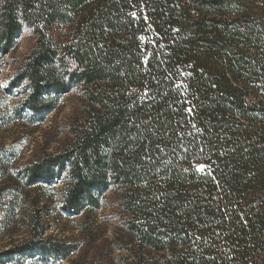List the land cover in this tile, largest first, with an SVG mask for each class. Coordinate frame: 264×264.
Wrapping results in <instances>:
<instances>
[{
    "label": "trees",
    "instance_id": "obj_1",
    "mask_svg": "<svg viewBox=\"0 0 264 264\" xmlns=\"http://www.w3.org/2000/svg\"><path fill=\"white\" fill-rule=\"evenodd\" d=\"M25 30L33 48L6 62ZM9 65L17 119L82 101L70 142L19 173L25 187L61 185L70 215L115 192L125 264H264V0H0V77ZM39 202L0 263L80 250L44 237Z\"/></svg>",
    "mask_w": 264,
    "mask_h": 264
},
{
    "label": "rangeland",
    "instance_id": "obj_2",
    "mask_svg": "<svg viewBox=\"0 0 264 264\" xmlns=\"http://www.w3.org/2000/svg\"><path fill=\"white\" fill-rule=\"evenodd\" d=\"M33 46L34 37L29 31H23L17 49L6 57V62L16 64ZM15 68L16 65L7 66L0 77V170L3 168L7 174L0 176V187L5 191L18 190L22 197L14 203L9 197L0 200V252L29 238V222L37 198L40 204L35 207V213L45 227L44 237L79 244L80 250L67 260L51 256L42 258L39 253L3 255L0 264H125L129 256L115 192L104 196L101 209L70 215L60 206L61 185L27 188L21 180L19 173L25 166L41 160L46 154L58 153L70 142L69 127L79 116L82 101L78 92H71L44 121L34 119L27 112L22 119H17L14 110L21 99L16 91L8 90Z\"/></svg>",
    "mask_w": 264,
    "mask_h": 264
}]
</instances>
